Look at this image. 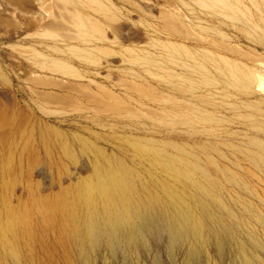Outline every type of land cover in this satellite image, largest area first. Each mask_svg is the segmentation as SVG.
I'll return each mask as SVG.
<instances>
[{
	"label": "rangeland",
	"instance_id": "374dc122",
	"mask_svg": "<svg viewBox=\"0 0 264 264\" xmlns=\"http://www.w3.org/2000/svg\"><path fill=\"white\" fill-rule=\"evenodd\" d=\"M241 1L238 5L244 12L242 21H235L225 16L234 15L230 9L218 13L213 7H201L195 0H103L104 4L115 9L117 19L120 18L117 24L122 29L120 34H116L105 23V17L92 10L98 6L89 0H74L73 3L62 0H0V72L7 78V82L0 81V112L11 116L14 122L19 114L31 120L25 124L23 133L12 131L8 143L0 141V202L12 205L19 215L26 205L35 208L48 203L55 216L44 222L41 215H36L30 226H18L17 229L24 228L18 237L20 252L11 256L1 251L6 264H240L235 238H242L249 252L264 264V238L260 235L262 246L256 247L251 239L256 233L248 229L252 227L260 233L264 229L252 213L264 221V165L254 162L256 152L264 155V0ZM67 9H71L70 13ZM72 10L82 13L85 19L105 25L108 31L106 39L100 40L98 35L91 41L73 39L72 33L77 26L71 16L75 13ZM165 10L187 25L192 37H197V40L205 37L209 41L202 43L192 38L164 34L157 17ZM63 23L68 30L59 26ZM51 25L59 27L46 28ZM72 28L75 31L72 32ZM69 31L71 37L65 38L63 34L67 35ZM150 39L177 42L193 53L209 56L211 59L206 61V70L203 71L209 80L203 88L210 90V94L185 96L173 88L176 84L170 76L144 72L143 57L165 63L179 72L184 71L174 65L171 56H162L161 46H151ZM212 41H216L218 47ZM225 43L250 52L253 49L256 59L248 62L224 48L220 49ZM101 47H109L115 54L103 56L98 51ZM76 50L84 51L88 60H80ZM171 50L177 54L176 49ZM178 52L185 59L190 55L181 46H178ZM212 53L215 56H211ZM38 54L43 58H37ZM257 56H262L263 60ZM132 58L139 61L134 62ZM53 61L75 66L80 75L53 73L40 65ZM225 61L232 65H249L253 74L251 81L246 82L235 67L227 70ZM147 68L155 70L154 66ZM28 76H39L47 81L54 78L53 81L61 87L48 86L50 84L36 86L26 79ZM118 77L161 90L158 95H169L179 101V108L170 103L151 102L125 87ZM116 80L119 83L114 82ZM71 82L76 86H71V90L76 88L72 91L69 90ZM62 83L66 88L63 89ZM97 86L115 92L139 112L135 108L132 109L137 113L130 111V114L92 110L78 91L86 89L84 91L100 93ZM35 91L59 92L57 94H61L63 100L81 104L82 109L66 100L67 103L61 104L43 102ZM141 107L167 110L174 116L172 120H153L147 110H139ZM239 116L243 118L240 120ZM48 126L61 131V139L69 144L76 160L64 151L62 140L60 148L55 138L47 134ZM93 142L106 151V156L101 157L103 162L111 156L110 159L114 158L130 169V188L136 186L139 195L145 196L144 184H151L150 189L156 196L153 204L156 209L142 213L135 222L136 227L132 226V233L126 232L125 236H113L108 225L97 217L92 219L97 224L94 240L85 238L84 245L80 246L78 237L66 229L64 234L61 233L63 241L59 242L60 227L72 221L69 215L71 208L68 211L62 209L66 200L81 195L91 180L95 184L98 182L94 171L101 165L97 152L91 148ZM224 163L226 167L229 165L228 168ZM166 164H170L173 170L166 168ZM193 164L199 168L195 169ZM2 170L6 172L3 174ZM163 182L186 198L200 214L208 229L209 256L207 253L188 260L186 241L178 236L166 214L158 208L161 201H166L171 211L181 210L163 188ZM80 223L84 224L83 218Z\"/></svg>",
	"mask_w": 264,
	"mask_h": 264
},
{
	"label": "bare ground",
	"instance_id": "6f19581e",
	"mask_svg": "<svg viewBox=\"0 0 264 264\" xmlns=\"http://www.w3.org/2000/svg\"><path fill=\"white\" fill-rule=\"evenodd\" d=\"M62 1L64 3H73L74 2V0H62ZM89 1H91L92 4L98 6V8H95L96 10H94V9H92V10L102 14L105 17V23H107L110 26V28L116 34H120L122 26H119L117 24L118 23L117 21H119L120 18L117 19V14H116L115 9L110 5L104 4L103 0H89ZM195 1H197V3L201 7H205V6H208L209 8L213 7L218 13H222L223 9H228V10L230 9L231 10L230 13H232L234 15L233 16L225 15V16H227V17H229L235 21L236 20L242 21L241 15L244 12L241 10L240 6L238 5L242 2L241 0H195ZM67 8H69V7L67 6ZM70 10H68V12ZM166 10H168V9H166ZM166 10L161 11L159 16L157 17L158 24L160 25L162 32L164 34H166L168 36L192 38L193 40H195L197 38V37H192V35L189 33L188 29L186 28L187 25L185 26L184 23H182L175 15H173L172 13H170L169 11H166ZM74 11H75V13L71 14V16H73L74 21L71 20V18H70V20H71L70 22L73 21L74 24L77 26L76 31L74 28H72L73 30H71L72 32L75 31L74 33H76L75 35H74V33H72L73 39H81V40H85V41H91L92 38L96 37L97 35H98V39H100V40L106 39V35H107L108 31H106L107 29L105 30V28H104L105 25L103 26L102 23L99 24L95 21H92L91 19H85L83 17V15H81L82 13H80L76 10H72V12H74ZM121 20H120V22H121ZM227 21H229V20H227ZM259 22L261 23L260 20H259ZM54 24H59V22L58 23L56 22ZM60 24H62V23H60ZM48 26H50V25H48ZM52 26H55V25H51V27H46V28L52 29ZM59 26H62L61 28H63V26H64L68 30V27L66 25H64V23H63V25H59ZM59 26L56 25L55 27H59ZM41 28H42V26H41ZM56 29H58V28H56ZM263 29L264 28H262V30ZM238 31H239V29H238ZM239 32L244 33V31H239ZM69 33H70V31L68 32L67 35L63 34V33L62 34L65 35V38H66V36L71 37L72 34L69 35ZM44 34H46V33H44ZM52 34H54V33H52ZM193 34H194V32H193ZM55 36H57V35H55ZM198 40H199V38H198ZM198 40L196 39V41H198ZM199 41L203 43L205 41L208 42L209 40H207V38L203 37V38H200ZM211 43H213L214 45H216V47H218L216 41H212ZM149 44L151 46H155V47L161 46V48L164 51L162 56H165L166 54L171 56V58L174 59L173 60L174 65L176 64V66L183 68L185 72L184 71L179 72L176 69H171L169 66H167V64L157 63L154 59H151L149 57H143L144 72H150L152 74H155V75L158 74L160 76H164V75L170 76L173 80H175L174 83L176 85H174L173 88L180 90L182 95H185V96H188V95L206 96L207 94H210V92H211L210 90L206 91L203 88V85L206 84L209 80V76H207L203 73L204 69L206 70V68L204 67V65L206 64V61L208 59H211L209 56L204 55V54H200V53H193L185 45L182 46L181 44H179L177 42H173V41L166 42V41L150 39ZM178 46H181L182 49L184 50V52L190 54L187 59L182 58L183 57L182 54L180 52H178ZM171 48L176 49L177 54L173 53ZM221 48H224L225 51L227 50V52L233 54L234 56H237L238 58H241L245 61H248V62H251V61L256 59L255 54L252 53L253 49L251 50L252 52H250L247 50H242V47H240V49H239L238 47L228 46L226 43H225V46H221L220 49ZM201 50H202V52H205V53L209 52L207 49H201ZM98 51L103 56H109L111 54H115L112 52V50L109 47H101L98 49ZM75 54L80 60H88V57L85 56V53L82 50H76ZM121 54L123 55V53H121ZM258 54L259 53H257V55ZM211 56H215V54H213ZM36 57L37 58L38 57L43 58L42 54L41 55L38 54V55H36ZM91 57H92V55H91ZM125 57H126V55H125ZM257 57H260V56H257ZM220 58L225 60L224 59L225 57L223 58L220 56ZM260 59L263 60L264 58L262 59V56H261ZM131 60L134 62L139 61L137 59L133 60V58ZM120 62H121V60H120ZM198 62H199V64H198ZM226 62L227 61H225V63ZM40 65L41 66L43 65L42 67L47 68L48 70H50L53 73H58V74L62 73L65 75H70V76L80 75V74H78L79 72L75 68V66L68 64L66 62H61V61H53V62H49V63L43 62V63H40ZM226 65H227V68H226L227 70L230 71L233 69V67H235V69L237 70L239 75L241 77H243L246 82L251 81L253 74L251 71V67L249 65L244 64L242 66H239L241 64L236 65V63H235V65L234 64L232 65L229 62H227ZM149 66H154L155 70L147 68ZM219 69H222V68H219ZM103 76H105V75H103ZM26 79L31 84L36 85V86L37 85L38 86L39 85L47 86L46 84H50L48 86H51V85L57 86L58 85L56 82H54L55 81L54 78H52V79L49 78L47 81V80H45L39 76L35 77V78L28 76V77H26ZM120 79L121 78H119V80ZM161 79L163 80V78H161ZM58 80L59 79H57V82L61 84V82H59ZM119 80H116L114 82L119 83ZM0 81L7 82V78L2 72H0ZM120 81L123 83V85L125 87H127L128 89H130L132 91L137 92L141 96L147 97L151 102H158L160 104L161 103H164V104L170 103V104H172L173 107L179 108V103H180L179 101L173 100L174 98L172 99L169 95H164V96L158 95L157 92L161 91V90H158L157 88L147 86V85H144V84L139 83V82H129V80L126 81L125 79H121ZM62 84H64V83H62ZM190 84H192V86ZM74 85H72V82H71L70 87L68 86L69 90H71V86H74ZM64 86H65V84H64ZM60 87H58V88H60ZM74 87H76V86H74ZM86 87L89 88L90 86L86 85ZM97 87H99V86H97ZM64 88H66V86L63 87V89ZM73 89H76V88H73ZM99 89H100V93H97L98 91L96 93H90L88 91H84L86 89H84L82 92H80L78 90L77 91L79 93H82L81 95L83 96L84 100L88 103V107L91 108L92 110L111 111L114 113H123V112L129 113L130 111H132L134 113H137L132 109L135 107H132V106L130 107L128 104H126V101L122 100L120 98V96L118 97V94H115V92H112V91H110L106 88H102V87H99ZM77 91L75 90V92H77ZM48 92H46V93L45 92L44 93L36 92L35 94H38L37 97L40 100H42L43 102H49L51 104L52 103L61 104V102H64L66 100L65 98H64V100L61 98L62 97L61 94H60L61 97L59 96V94H57L59 92H56V94H53L54 92L53 93H48ZM93 92H94V90H93ZM204 92H205V94H203ZM79 93H77V94H79ZM66 95H69V94H66ZM70 96H68V97H70ZM207 98H209V96H207ZM66 101L70 102L69 100H66ZM77 101H81V100L78 99ZM134 101H136V100H134ZM72 102H70V103H72V104L76 103L74 101H72ZM76 104L78 105L77 107L80 108L81 104H78V103H76ZM71 106H73V105H71ZM82 106H81V109H82ZM5 108H7V107L5 106ZM139 110H147L150 113L151 119H153V120H157L160 118H169L170 120H172V117L174 116L173 112H170L167 110H165L166 111L165 112L164 110L153 109V108H149V107H141V108H139ZM83 111H85V110L83 109ZM189 111H190V109H189ZM181 112H182V110H181ZM19 113H22V112H19ZM139 114L143 115L142 113H139ZM206 116H208V115H206ZM209 117H210V115H209ZM242 118L243 117H241V119ZM239 119H240V116H239ZM28 122H31L30 118L25 117L22 114H19V116L16 118V120L14 122L13 119L11 118V116L4 114L3 112H0V141H2L4 144L8 143L7 140L10 137V134L12 131L16 134L23 133L25 124H27ZM46 129H47V134L52 135L56 140V144H58L59 147L61 148V140L63 139V138L61 139V136H62L61 131H59L57 128H54L53 126H48V127H46ZM214 136H216V135L214 134ZM119 138H121V137H118V139ZM51 140H52V138H51ZM122 140H120V141H122ZM228 143L230 144V142H228ZM17 144H18V142H17ZM127 144H130V143H127ZM135 144H137V143H135ZM168 144H170L174 148L180 150V148L177 147L176 144H174L170 141H168ZM232 147H234V144ZM6 148H4V149L6 150ZM62 148L64 149L65 152H68V154L70 155V158L72 160H76V155L73 152V150L70 149L69 144L66 142V140H62ZM91 148L93 149L94 152L95 151L97 152V154H98L97 157H98V160L100 161V165H101L100 166L101 168H98L94 171L95 178L98 179V182H97V184H95L94 181L91 180V183L88 185L87 189L81 193V195L74 196V197L68 198L66 200V203L62 209H64L65 211H68L71 208V211H69V215H71L72 221H68V223L64 224L65 227H60V233H59V238H58L59 242L63 241V236L61 235V233L64 234V230L66 231V229L69 230L71 232V234L78 237V242H79L80 246L84 245L85 238H89L91 241L94 240V237L96 236V232H97V224L92 222V219L97 218V217L99 219H102L105 222V224L108 225V230L113 236H115L116 238L121 234H123V236H125L126 232L132 233V230H133L132 226L136 227L135 222L139 219V217L141 216L142 213L148 212L151 209H156V206H153V204L156 201V196L153 194L152 190L150 189L151 184H148V185L144 184V188L146 190L145 196L139 195L137 190L135 189L136 186L134 188H130V184L128 182V177L130 176L131 171L124 163H122L118 160H115L114 158L110 159L111 156H109L110 157V158H108L109 160L106 159L107 162H103L101 160V157L106 156L105 155L106 151L102 148V146L100 147V146L96 145L95 142H93ZM247 151L250 152L249 150H247ZM7 152H8V149H7ZM187 152H189V151H187ZM5 155L7 156V154H5ZM35 155H36V153H35ZM189 155H191L190 152H189ZM99 156H100V158H99ZM208 158L209 157H207L206 159L208 160ZM212 158H211V160H212ZM32 159H33V157H32ZM211 160H210V162H211ZM33 161H34V159H33ZM61 161H62V159H61ZM56 162H57V160H56ZM254 162L256 164L262 163L264 165V155L261 152H256L254 155ZM217 165H219V164H217ZM226 165L227 164H225L224 167H226ZM228 166L226 168H228ZM192 167H194L195 169L199 168V166L197 164H193ZM166 168L173 170V168L170 166V164H166ZM15 169L16 168H14V171H16ZM250 169L251 168L249 167V170ZM2 171H3L2 172L3 174L6 172V170H2ZM255 174H256V172H255ZM257 175H258V173L256 174V176ZM89 177H90V174H89ZM232 177H234L235 180H237L236 175L232 174ZM13 178H14V176H13ZM258 178H260V177H258ZM241 181H242V179H241ZM152 186H154V185H152ZM55 188H57V187H55ZM163 188L166 190V192L172 198L173 202H175L176 205H178V207L181 208V210H178L177 212L171 211L170 207L168 206V203L166 201H161V206H158V208L160 211H162L166 214L168 220L173 225V227L176 229V233L178 234V236L182 240L186 241L188 260L193 259L194 257H197L198 255L202 256L203 254H207V253H208L207 256H209V252L207 251V244L209 242L208 229L205 227L204 221L202 220L200 214L197 213V210L190 203H188L186 198H184L182 195L178 194L177 192H174V190L168 184H166V182H163ZM6 189H8V188L6 187ZM45 190H47V189H45ZM18 191H19V189H18ZM82 201H84V203H82ZM28 206L29 205H26L25 209L22 211V213L20 212V215H19V214H16L15 208L12 205L7 204L4 201L0 202V253H1V251H3L6 253H9L11 256H16L19 254L20 242H19L18 237H19L20 231L24 228L17 229L18 226H25V225L30 226L36 215H41L43 217L44 222H46V220L50 221L49 219H53L55 217L54 214H52L54 209L50 210L48 208V207H50V205L48 203L43 204V205H39L35 208H31ZM234 212H235V210H234ZM261 212H262V210H261ZM252 213H253V215H255V218H257V220L260 222V224L264 228V221H262L255 214V212H252ZM82 218L84 220V224L80 223V220ZM248 229L253 231V233H256L253 236H251V239H252L254 245L256 247H261L262 244L260 243L259 240H260V235L264 238V229L262 230L263 232H261V233L258 232L257 229L252 228V227H248ZM235 242H236L237 257L240 261V264H260L258 256L249 252V250L247 249V246L245 245L242 238H240V239L235 238ZM0 264H6L2 253L0 254ZM208 264H211V263H208Z\"/></svg>",
	"mask_w": 264,
	"mask_h": 264
}]
</instances>
